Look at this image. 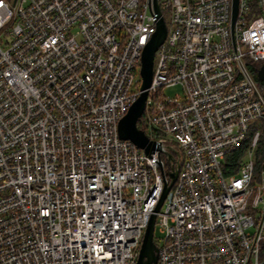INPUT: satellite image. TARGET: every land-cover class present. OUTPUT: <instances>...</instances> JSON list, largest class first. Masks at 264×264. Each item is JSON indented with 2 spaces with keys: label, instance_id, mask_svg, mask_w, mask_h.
Listing matches in <instances>:
<instances>
[{
  "label": "built area",
  "instance_id": "1",
  "mask_svg": "<svg viewBox=\"0 0 264 264\" xmlns=\"http://www.w3.org/2000/svg\"><path fill=\"white\" fill-rule=\"evenodd\" d=\"M158 2L148 155L118 123L141 92L153 0H0V264H133L174 169L156 264H264V105L247 76L264 61V0H239L233 31L232 0Z\"/></svg>",
  "mask_w": 264,
  "mask_h": 264
},
{
  "label": "water",
  "instance_id": "2",
  "mask_svg": "<svg viewBox=\"0 0 264 264\" xmlns=\"http://www.w3.org/2000/svg\"><path fill=\"white\" fill-rule=\"evenodd\" d=\"M153 7L157 16V23L155 32L153 33L151 39L145 44L142 51L140 66V74L142 77L140 85L141 92L136 100L129 106L127 112L123 115L118 123L119 136L121 138L132 140L148 155H151V153L154 152L155 149L160 148V142L151 139L144 131V129L138 126V119L140 118L144 110L146 98L148 95V87L151 84L155 52L158 49L159 45L165 39L167 33V24L162 15L158 0H153ZM238 10L239 0H232V31L235 20L237 18ZM257 75L259 78H264V61L258 67ZM247 76L253 84L252 96L254 98H259L264 105V99L259 92L255 82L248 73ZM169 156H171V154H169ZM177 172V169L169 171L170 180L166 181L164 184V188L158 200V203L156 204L154 212L151 214L150 220L145 228L137 260L133 264H156L157 262L158 246L154 239L156 211L159 210L167 191L169 190L177 176Z\"/></svg>",
  "mask_w": 264,
  "mask_h": 264
},
{
  "label": "trees",
  "instance_id": "3",
  "mask_svg": "<svg viewBox=\"0 0 264 264\" xmlns=\"http://www.w3.org/2000/svg\"><path fill=\"white\" fill-rule=\"evenodd\" d=\"M258 64L256 63H252L249 62L248 63V70L250 72V74L252 75V77L255 80V83L257 85V88L259 90V92L261 93L263 99H264V78H259L257 75V69H258ZM264 120V119H263ZM140 119H138V126L142 128V125L140 123ZM252 131L253 128H251L246 137L244 138V140L242 141L240 147L229 153L227 155V160L228 163L227 165V169L226 172L227 173H232L234 171H236L238 165L240 164L244 154L247 152V149L249 147L250 144V140H251V136H252ZM256 162H257V166H256V170L259 171L261 168L264 167V136H262V134L260 135L259 138V143L258 146L256 147Z\"/></svg>",
  "mask_w": 264,
  "mask_h": 264
},
{
  "label": "rangeland",
  "instance_id": "4",
  "mask_svg": "<svg viewBox=\"0 0 264 264\" xmlns=\"http://www.w3.org/2000/svg\"><path fill=\"white\" fill-rule=\"evenodd\" d=\"M254 63L259 65L261 62H254ZM162 91L166 95L174 96V95H176L178 93L179 94L182 93V87H181L180 84H175V85H172V86L163 87ZM255 124H256L257 128L260 130L262 136H264V120H263V118L257 119L255 121ZM255 157H256V151H255ZM258 208H259V215H260V213H262V211L264 209V205L263 204H259ZM154 236H155V240H158L157 237L161 236V232L158 230L157 224H155Z\"/></svg>",
  "mask_w": 264,
  "mask_h": 264
}]
</instances>
